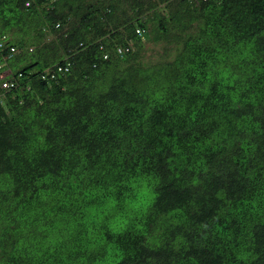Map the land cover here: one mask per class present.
Returning a JSON list of instances; mask_svg holds the SVG:
<instances>
[{
    "label": "trees",
    "instance_id": "obj_1",
    "mask_svg": "<svg viewBox=\"0 0 264 264\" xmlns=\"http://www.w3.org/2000/svg\"><path fill=\"white\" fill-rule=\"evenodd\" d=\"M32 3L0 0V33L44 24ZM53 15L70 70L19 38L0 86V264H264V0Z\"/></svg>",
    "mask_w": 264,
    "mask_h": 264
},
{
    "label": "clouds",
    "instance_id": "obj_2",
    "mask_svg": "<svg viewBox=\"0 0 264 264\" xmlns=\"http://www.w3.org/2000/svg\"><path fill=\"white\" fill-rule=\"evenodd\" d=\"M24 1V5L26 7L32 5V0H23ZM34 1V5L36 6L37 9V13L40 16V20L44 21V24H40L37 22V26L34 25L33 23H28L24 26H26L27 31L24 30H20L17 29V33L13 34V33H0V45H2V42L5 40H8V42L10 43V45H8V52L6 53V55H3V62H0V86L1 87H11L13 86V81L8 80L7 78H5V74L12 71L11 67L9 66V60L11 58H13V55L15 54L16 50L18 49L16 46V40L19 38H24L29 40L27 37H24L28 34H33L35 36V40L31 41L29 40L32 44L29 45V50H33L34 48H42V50L47 51L48 54L50 55H55L58 54L63 55L61 56V58L63 59V63L56 66V70L58 72H68L71 68V62L69 61L70 57V53L69 51L66 52L64 51V46L61 44L59 37H58V33H63L65 35H67V27H68V22H64L62 21V18H58L57 15H53V16H49V12L51 11V9L54 8V4L59 1V0H33ZM64 9V7H61V10ZM67 10V9H65ZM67 12L69 13V10H67ZM54 17H56L55 19H57L55 21V19H53ZM70 19H73V16L70 14L69 15ZM51 18V20L49 21V19ZM53 19V22H52ZM51 25V27H50ZM52 26H54V28H52ZM36 27V28H35ZM136 33H141V31H144L143 28H141L139 25L136 26L135 28ZM10 35H13L14 38L10 39ZM81 44V43H80ZM127 49V47L125 48ZM118 52H121L122 49L118 48L117 49ZM106 56V53H103V57ZM8 58V59H6ZM46 68V72L39 74V76L37 77H41L44 78V75L47 72H51L53 73V65H49ZM53 77V75H52ZM29 83L27 82L26 84H24V88L28 89L29 88ZM17 235H20L19 233Z\"/></svg>",
    "mask_w": 264,
    "mask_h": 264
},
{
    "label": "rangeland",
    "instance_id": "obj_3",
    "mask_svg": "<svg viewBox=\"0 0 264 264\" xmlns=\"http://www.w3.org/2000/svg\"><path fill=\"white\" fill-rule=\"evenodd\" d=\"M27 31L26 28L23 29ZM24 37H27L29 40L34 41L35 36L33 34H28ZM14 36L10 35V39H13ZM144 47L140 51V59L147 61H156L163 54L164 46H171V44L166 43L165 40L163 42L154 43L152 41H148L143 39Z\"/></svg>",
    "mask_w": 264,
    "mask_h": 264
}]
</instances>
